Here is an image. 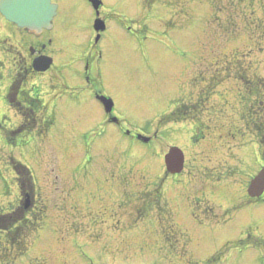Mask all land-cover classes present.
Masks as SVG:
<instances>
[{"label":"rangeland","instance_id":"1","mask_svg":"<svg viewBox=\"0 0 264 264\" xmlns=\"http://www.w3.org/2000/svg\"><path fill=\"white\" fill-rule=\"evenodd\" d=\"M54 1V27L41 40L54 37L60 64L74 67L32 71L24 90L47 102L48 76L79 84L81 43L93 57L101 53L119 122L88 92L68 93L48 103L57 108L50 130V116L40 114L28 121L36 134L13 133L21 117L2 91L14 62L26 68L38 42L0 15V214L21 218L0 231V249L18 255L4 264H26L36 252L45 259L33 264H264V200L245 205L242 183L260 159L251 125L264 121V0H101L97 16L89 0ZM102 15L107 29L94 51L92 26ZM178 103L193 106L181 113L192 123L160 126ZM238 144L241 170L229 169ZM172 146L184 151L177 175L164 163ZM15 169L37 188L27 207L18 184L29 181Z\"/></svg>","mask_w":264,"mask_h":264},{"label":"flooded vegetation","instance_id":"2","mask_svg":"<svg viewBox=\"0 0 264 264\" xmlns=\"http://www.w3.org/2000/svg\"><path fill=\"white\" fill-rule=\"evenodd\" d=\"M102 19H104L102 17ZM105 20V19H104ZM107 27V25H106ZM97 35V34H96ZM30 36L34 37V35L30 34ZM40 38V37H37ZM99 40V36H97L95 38V41ZM47 42L50 44L49 49H47L46 45L44 43H38L35 45V47L30 48L29 50V62H25L26 63V70H28L29 65H31L33 59L39 55H48L52 58V64L50 65V69L47 71V74L51 72L52 69H57L59 71V67H65V70H70L68 67V64H60L59 62V53L57 51H54L51 49V46L53 44H56V41H53L49 38L47 40ZM15 50V49H14ZM18 50V49H17ZM14 65L17 66V71H16V76H15V81L18 80L21 76L24 75L25 71L23 69L24 66H21V62L19 60L14 62ZM77 72H79V84L76 85V87L78 88V90H69L66 87H72V86H67V83H64V81L61 82H55L54 81V77L53 75L48 76L49 81H48V87H49V92L48 95L50 96L49 93L53 94V97L51 96V98L48 100L49 102H55V101H62L60 99V97L62 96H67L68 93H72L71 95L74 96L75 98H77L78 96L80 97L81 94H83L84 92H88L90 94V98H94L98 101V103L100 104V107L102 109H104V102L101 100L102 96H106L109 97L105 92H104V84H105V79L103 77V65L101 66L100 64H98L97 61V57H93V52H90L89 50L83 52L81 50H79V63H77ZM22 68V69H21ZM64 70V71H65ZM66 73V71H65ZM67 76V75H66ZM66 86V87H65ZM64 91V92H63ZM77 92V93H75ZM17 100L15 99V102L12 103V106L15 107V109H20V105L17 104ZM46 104L43 103L42 104V110L43 111H47V109H57L55 106L54 107H47L45 106ZM107 119L109 121L114 120V114L113 112L107 113L106 115ZM233 160V159H232ZM234 161V160H233ZM241 165L239 163V161H235L232 164H229V169L230 167H232L233 169L237 170V168H239ZM222 167L226 170L227 169V165L223 164ZM261 167V166H260ZM238 170H241L240 168ZM229 171V170H228ZM224 173V172H223ZM250 174L246 175V180L245 182H247L250 179ZM27 193L28 195H30V200L32 202V200L35 198L36 192L35 190L32 189H27L24 190V192H22V194ZM21 194V195H22ZM245 201L244 204L245 205H254L256 202H258V200H262L264 199V193L261 197L255 199V198H251V197H247L245 196ZM22 197L19 198V200H21ZM20 202V201H19ZM21 203V202H20ZM33 203V202H32ZM34 204V203H33ZM34 206V205H32ZM244 206V205H243ZM21 207V206H20ZM1 231V230H0ZM1 242V241H0ZM10 242V243H9ZM8 244H11V248L14 245H17L20 243V240L16 237H12L11 239L8 238ZM34 244H35V239H34ZM4 245V244H1ZM11 250L4 251L2 249H0V264H4L3 259L4 257H8V256H12L14 258V260L18 257L17 253L14 256L15 252L12 250V252H10ZM6 252V253H5ZM25 253H29L27 251H24ZM23 253V252H22ZM37 254L38 256L34 255L33 257H29L30 259V263H26V264H33L35 261L38 262H42L41 259H45V257L42 256L41 253H34ZM41 258V259H40ZM39 259V260H38ZM38 260V261H37ZM43 263V262H42Z\"/></svg>","mask_w":264,"mask_h":264},{"label":"water","instance_id":"3","mask_svg":"<svg viewBox=\"0 0 264 264\" xmlns=\"http://www.w3.org/2000/svg\"><path fill=\"white\" fill-rule=\"evenodd\" d=\"M95 9L100 6L99 0H90ZM0 11L8 19L20 27H26L31 31L40 32L43 28L51 27V20L56 12V5L50 0H1ZM97 30L103 29V25L99 20L95 22ZM43 63V62H42ZM45 64L35 65L37 70H44L49 61L45 60ZM112 103H106V109L110 110ZM147 141V138H143ZM165 163L167 170L171 173H178L183 167V153L177 147H171L165 155ZM264 191V166L260 172L252 179L248 192L251 196L259 197Z\"/></svg>","mask_w":264,"mask_h":264},{"label":"trees","instance_id":"4","mask_svg":"<svg viewBox=\"0 0 264 264\" xmlns=\"http://www.w3.org/2000/svg\"><path fill=\"white\" fill-rule=\"evenodd\" d=\"M30 104H34L36 107V104L33 102V100L29 101ZM38 106V105H37ZM187 107H191V106H186V105H182L179 108H175L174 110H172L171 112H169L168 114H165L160 120L159 123H161L160 125H165L169 122L172 121H179L181 119V113H183V109L187 108ZM193 107V106H192ZM190 109V108H189ZM32 116H35L33 112H29V113H24L22 114V117L24 118V121L22 123V125L19 127V129L16 130V132H21V131H31V129L33 128L32 125H29L28 121L30 118H32ZM47 125V129L46 131L49 129V127L52 125V120H48L46 122ZM247 125H251V123L247 122ZM254 126H252V129L254 131V133L256 134V138L258 140V144H259V151L261 154H264V122L260 121L259 122H254L252 124ZM16 173L18 174V179H26L29 182H26L25 180L20 181L19 182V189L21 192H24V190L26 189H32L33 188V180L30 178V176H27L28 174H25L26 178L22 177L20 172H18L15 169ZM32 180V181H31ZM163 183H164V178L160 179L158 182V190L155 194L156 198L155 200L158 202L157 199V194L159 193V190L163 189ZM163 191V190H162ZM159 195V194H158ZM19 219L21 218H16L14 213H6V214H0V230H4L7 231L9 229H11L16 223L17 221H19ZM12 234H8V237L11 236ZM15 235V234H14Z\"/></svg>","mask_w":264,"mask_h":264}]
</instances>
